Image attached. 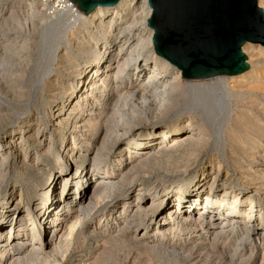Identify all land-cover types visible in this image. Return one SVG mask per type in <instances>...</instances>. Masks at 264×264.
<instances>
[{"label": "bare ground", "instance_id": "bare-ground-1", "mask_svg": "<svg viewBox=\"0 0 264 264\" xmlns=\"http://www.w3.org/2000/svg\"><path fill=\"white\" fill-rule=\"evenodd\" d=\"M29 1L0 0V264H264V45L185 77L148 0Z\"/></svg>", "mask_w": 264, "mask_h": 264}, {"label": "water", "instance_id": "water-1", "mask_svg": "<svg viewBox=\"0 0 264 264\" xmlns=\"http://www.w3.org/2000/svg\"><path fill=\"white\" fill-rule=\"evenodd\" d=\"M85 13L119 0H71ZM147 22L157 54L185 77L248 69L246 41L264 44V8L257 0H148Z\"/></svg>", "mask_w": 264, "mask_h": 264}, {"label": "rangeland", "instance_id": "rangeland-1", "mask_svg": "<svg viewBox=\"0 0 264 264\" xmlns=\"http://www.w3.org/2000/svg\"><path fill=\"white\" fill-rule=\"evenodd\" d=\"M20 1V0H19ZM22 1H24V3H30L31 1H29V0H22ZM54 2H55V0H53V1H51V2H49V4H48V6H52L53 4H54ZM53 3V4H52ZM24 6V5H23ZM48 6H43L40 2H38L37 3V7H38V10H39V14H38V20L39 21H41V22H44L45 21V19H47L46 17V14H45V10L47 9V7ZM41 7V8H40ZM40 8V9H39ZM21 10H23V12H24V15H26V11H24V9L26 10H28V8L27 7H22V8H20ZM88 26V25H87ZM76 30V29H75ZM83 30L82 29H79V30H77V33H81ZM252 43H258V44H261L260 42H252ZM262 45H264V44H262ZM64 46H66V47H72V41L70 40V38L67 40V41H65V43H64ZM248 56V55H247ZM248 61V60H247ZM191 115V114H190ZM186 117H188V116H186ZM204 160H200V161H198V164H201L202 162H203ZM205 161H208V158L205 160ZM134 197V195L133 194H131V199H134L133 198ZM237 216H241L242 218H245L246 216H245V214H241V213H235ZM263 224H264V221L262 222ZM136 253L138 252V251H135ZM134 252V253H135ZM124 253V252H123ZM140 254V253H139ZM137 257V258H136ZM139 257L140 256H138L137 254L136 255H134V257L132 258L133 260H135V261H138V262H141V261H143V259L140 257V259H139ZM204 257L206 258L207 256L204 254ZM217 256L216 255H213V254H210V256H209V258H206L207 260H205V258H202L201 259V261L203 260H205L204 262H203V264H220V262L222 261L221 259H219V260H217V258H216ZM137 259H139V260H137ZM216 259V260H215ZM253 259H255V257H253ZM209 260V261H208ZM221 260V261H220ZM207 261V262H206ZM256 261V260H255ZM254 260H253V262H254V264H259V262H255ZM216 262V263H215ZM252 261H251V263H253ZM152 263H154L155 264V262L153 261ZM164 263H167V264H169L168 262H164ZM156 264H162L161 262H156ZM250 264V263H249Z\"/></svg>", "mask_w": 264, "mask_h": 264}]
</instances>
